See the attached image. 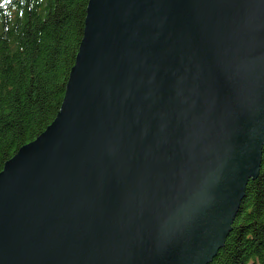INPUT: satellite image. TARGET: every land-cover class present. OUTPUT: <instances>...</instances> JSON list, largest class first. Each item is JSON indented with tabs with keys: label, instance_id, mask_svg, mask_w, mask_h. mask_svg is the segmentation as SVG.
I'll return each instance as SVG.
<instances>
[{
	"label": "water",
	"instance_id": "water-1",
	"mask_svg": "<svg viewBox=\"0 0 264 264\" xmlns=\"http://www.w3.org/2000/svg\"><path fill=\"white\" fill-rule=\"evenodd\" d=\"M264 144V0H86L49 124L0 168V264H209Z\"/></svg>",
	"mask_w": 264,
	"mask_h": 264
},
{
	"label": "trees",
	"instance_id": "trees-1",
	"mask_svg": "<svg viewBox=\"0 0 264 264\" xmlns=\"http://www.w3.org/2000/svg\"><path fill=\"white\" fill-rule=\"evenodd\" d=\"M86 0H0V168L53 119ZM209 264H264V144L257 176Z\"/></svg>",
	"mask_w": 264,
	"mask_h": 264
}]
</instances>
